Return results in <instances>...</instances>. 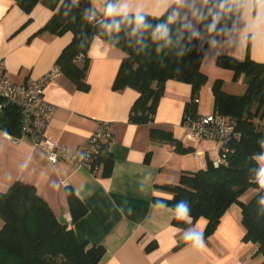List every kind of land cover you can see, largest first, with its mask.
I'll return each mask as SVG.
<instances>
[{
	"label": "crops",
	"instance_id": "1",
	"mask_svg": "<svg viewBox=\"0 0 264 264\" xmlns=\"http://www.w3.org/2000/svg\"><path fill=\"white\" fill-rule=\"evenodd\" d=\"M106 2L91 0L93 12L103 13ZM173 4L174 18L207 42L200 66L207 80L199 90L194 112L213 113L214 80H223V90L233 93L226 90L234 83L232 71L216 64L220 56L238 60L248 56L264 63V0H115L104 15L160 16ZM52 14L53 9L41 1L27 9L15 0H0V73L23 83L56 66L72 33L43 29ZM124 55L121 48L94 37L86 52L88 89H77L62 72L44 88L45 99L55 107L44 133L46 139L78 150L100 121H108L110 167L101 162L100 170L92 174L65 159L53 164L29 135L11 134L0 127V191L15 181L34 185L56 218L72 228L80 242L87 247L103 246L96 264H264L257 244L243 240L245 229L237 204L227 208L213 233L201 237L205 218L183 228L173 224V218H190L153 201V197L171 198L162 185L177 183L183 172L197 171L206 167L207 160H216L219 145L213 140L186 138L182 118L193 97L191 85L185 82H165L152 122L131 121L130 110L138 92L112 87ZM240 80L243 78L236 82ZM204 99L207 105H201ZM176 141L190 151H178ZM258 162L264 167V156ZM67 188L86 207V213L74 222ZM252 193L249 189L240 199L247 201Z\"/></svg>",
	"mask_w": 264,
	"mask_h": 264
},
{
	"label": "trees",
	"instance_id": "2",
	"mask_svg": "<svg viewBox=\"0 0 264 264\" xmlns=\"http://www.w3.org/2000/svg\"><path fill=\"white\" fill-rule=\"evenodd\" d=\"M15 1L27 9L38 1L44 2L53 14L43 29L55 34L72 33L71 41L56 59V66L77 89H88L84 80L88 67L86 52L92 39L100 37L125 53L112 87H130L138 92L130 110L131 121H153L169 79L191 85L193 98L183 116L196 115L194 99L207 80L200 69L207 42L174 18V4L162 15L154 16L104 15L115 0H107L104 12L98 14L93 12L91 0ZM216 64L231 70L233 81L242 77L246 84L241 94L224 91L221 79L214 80L211 86L213 112L233 121L238 134L227 143L221 163L216 166L207 160L205 168L183 172L177 183L161 186L171 193V198L153 197V201L177 212L183 210L189 221L178 217L172 220L183 228L205 218L201 237L213 233L223 213L235 203L241 208L243 240L257 244L258 252L264 254V167L258 162V157L264 156V63L248 56L243 60L220 56ZM0 127L11 134L20 133L14 106L0 113ZM107 145L100 161L110 167ZM175 145L178 151H190L179 141ZM249 189L253 190L251 197L242 201L240 197ZM66 191L74 222L86 213V207L70 188ZM103 251L102 245L87 247L86 242H80L73 229L56 218L34 185L15 181L0 191V264H96Z\"/></svg>",
	"mask_w": 264,
	"mask_h": 264
},
{
	"label": "built area",
	"instance_id": "3",
	"mask_svg": "<svg viewBox=\"0 0 264 264\" xmlns=\"http://www.w3.org/2000/svg\"><path fill=\"white\" fill-rule=\"evenodd\" d=\"M61 71L54 66L50 71L38 78H29L23 83L13 82L4 72L0 73V113L8 106H14L19 115L20 132L29 135L34 146L42 147L53 164L65 159L72 164L96 174L101 168L100 157L104 146L109 144L111 124L100 121L88 141L78 150L50 142L45 137V130L52 119L55 107L44 97L46 84L57 77ZM198 102V98L194 99ZM182 127L187 139L213 140L218 143L219 157L214 165L222 162V153L227 143L237 136L233 121L218 113L185 114ZM16 142L15 138H11Z\"/></svg>",
	"mask_w": 264,
	"mask_h": 264
},
{
	"label": "rangeland",
	"instance_id": "4",
	"mask_svg": "<svg viewBox=\"0 0 264 264\" xmlns=\"http://www.w3.org/2000/svg\"><path fill=\"white\" fill-rule=\"evenodd\" d=\"M246 86L245 81L240 80L238 82L234 81V83H229L226 86V90L229 92H233L236 94H240L243 92L244 87ZM201 105H207V103L205 102V99L203 100Z\"/></svg>",
	"mask_w": 264,
	"mask_h": 264
},
{
	"label": "clouds",
	"instance_id": "5",
	"mask_svg": "<svg viewBox=\"0 0 264 264\" xmlns=\"http://www.w3.org/2000/svg\"><path fill=\"white\" fill-rule=\"evenodd\" d=\"M109 11H111V9H109ZM261 175H264V170H262ZM180 215H181V216L184 215V211H183V210L180 211ZM197 243H200V242L197 241ZM201 246H203V245H201Z\"/></svg>",
	"mask_w": 264,
	"mask_h": 264
},
{
	"label": "water",
	"instance_id": "6",
	"mask_svg": "<svg viewBox=\"0 0 264 264\" xmlns=\"http://www.w3.org/2000/svg\"><path fill=\"white\" fill-rule=\"evenodd\" d=\"M95 11V10H94Z\"/></svg>",
	"mask_w": 264,
	"mask_h": 264
}]
</instances>
